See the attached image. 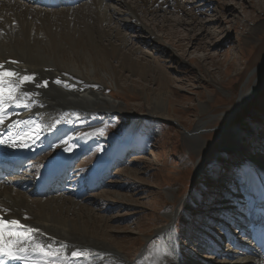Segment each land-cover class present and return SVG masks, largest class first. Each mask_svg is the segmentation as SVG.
<instances>
[{"label":"rangeland","instance_id":"374dc122","mask_svg":"<svg viewBox=\"0 0 264 264\" xmlns=\"http://www.w3.org/2000/svg\"><path fill=\"white\" fill-rule=\"evenodd\" d=\"M184 1L188 3L184 8L191 12L185 16L189 20L220 21L200 29L198 23L189 28L167 25L166 18L184 16L178 8ZM78 6L64 7L73 12ZM100 6H109L107 12L113 13L109 31L115 35L111 37L115 46H120L118 32H122L126 36L122 51L140 63L160 66L167 76L165 85L160 75L152 76L157 78L154 80L128 68H119L120 89L104 69L90 75L95 81L106 78L101 90L120 103L119 109L93 111L89 117L66 113L65 118L79 117L76 124L71 125L68 119L63 126L52 124L57 134L66 126L71 128L66 138L48 143L24 160L7 186L15 181L34 202H51L66 209L70 204L88 205L91 219L79 212V207L77 213L71 209L67 214L74 218L83 215L96 237L108 241L122 253L119 256L128 259L123 264H234L248 251L261 249L253 236L264 232V198L256 193L254 184L260 181L264 185V0H166L156 17L137 5L139 17L161 35L158 40L149 28L138 26L140 20L122 1L101 0ZM257 24L261 30L253 38L250 29ZM56 25L63 28L61 21ZM170 36L175 43L170 42ZM182 44L188 51L184 56ZM110 61L118 65L120 60L112 61L111 56ZM80 64L85 67L84 62ZM245 90L248 101L233 115ZM156 91L165 93L166 115L152 110L155 105L150 95ZM88 120L92 126L85 125ZM186 131L192 132L187 135ZM86 132L91 133V141L81 143H91L90 149L73 156L61 185L38 194L48 162L70 158L74 146H81L71 141ZM135 140L143 142L141 149L136 148ZM120 144L128 145L125 152ZM116 145L120 146L117 150ZM107 160L111 165L104 179L90 186L93 168L104 166ZM167 226L175 238L172 250L158 248L166 238L163 229ZM99 227L107 235H102Z\"/></svg>","mask_w":264,"mask_h":264},{"label":"bare ground","instance_id":"6f19581e","mask_svg":"<svg viewBox=\"0 0 264 264\" xmlns=\"http://www.w3.org/2000/svg\"><path fill=\"white\" fill-rule=\"evenodd\" d=\"M120 1L137 16L136 19L140 20L139 27H143L145 30L149 28V33L153 34L157 40L161 37V35L154 33L155 29L150 28L139 17L136 6L147 8L150 14H154V17H156L155 15L161 10V5L165 4L166 0H154L152 4H148V0H141V3L137 2V4L135 2L136 5L132 3L133 1ZM25 2L26 0H0V65H3L4 69L8 71L18 73L19 77L25 75L34 77L32 81H25L19 85V92L14 93L16 96L15 102L8 101L7 93H5V102L0 106L4 117V122L0 123V138H6L5 147L12 149L8 153H13L8 161L0 164V170L6 173H12L20 166V162L17 165L15 164L16 160L21 159L22 162L45 148L48 143L65 139V135L53 132L54 128L52 127V124L63 126L65 121L62 118L63 114L79 112L80 117H89L92 115L90 112L93 111L103 113L102 111L119 109L120 103L101 90V85L106 86V78H97V81H99L97 82L90 77V75H97L100 69H104L109 79L115 82L117 89L122 88L119 83V75H121L119 68L120 70L128 68L129 72L139 73L143 77L151 75L154 80L157 79L155 78L156 75H160V82L164 85L167 79L165 70L160 66L140 63L125 51H122L121 48H123L124 40H126V36L122 32H118L120 46H115L111 41V37H115V35L112 36L109 31L111 30L109 15L113 13H110V10L108 11L110 14L107 12L109 6L104 8L100 6L101 0H90L91 4H88V1L85 0H76L75 4L78 3L79 6L73 12L66 10L64 7L67 4L72 6L71 3L56 2V0H33L31 5H27ZM179 5L178 8L183 10L184 16L175 17L173 15L175 18L172 16L166 18L169 21L167 25L176 23L189 28L193 23H198L199 27L197 29H200L201 27L207 28L210 22L220 21L217 18L201 21L190 18V21L188 17L191 12L184 8V6H188V3L185 2V4ZM50 6L60 7L59 9H53L49 8ZM57 21H61L62 29L57 27ZM196 26L197 24L193 27ZM182 30L186 31L188 29L183 28ZM260 30L261 25L259 24L250 29L253 38L258 37ZM176 32L179 31L176 30ZM162 37L164 38L163 35ZM178 39H184V37L179 36ZM169 40L175 43L173 36H170ZM184 46L185 44H182L180 48L183 56L188 54ZM188 50H190V47ZM91 52L95 54V58L91 57ZM111 56L112 61L119 58L118 65L110 61ZM168 57L170 60L174 59L171 55H168ZM77 60H82L80 62H84L85 67H82ZM155 60H159V58ZM150 72L153 74H149ZM7 79H11L15 85L18 77ZM57 80L61 83L57 84ZM45 81L48 82L47 86H44ZM262 81L264 84V79ZM94 84L99 86L98 90L92 88ZM5 87H7V84ZM256 89L257 86L254 90L256 91ZM247 91H243L239 97L233 108V115L248 101ZM156 92L150 95L155 105V108L152 105V110L154 113L160 112L162 115H166L164 108L167 107L168 103L165 93ZM200 107L205 108L206 106L200 105ZM76 119H79V117ZM76 119L73 118L74 123L77 122ZM34 122L41 123V131L44 132V135L35 143L24 142L23 140L30 136L23 129ZM74 123L72 122L71 125H74ZM85 125L90 126V123L88 122ZM62 130L68 134L71 128L69 131ZM91 138V133L86 132L82 137H77L71 142H89ZM24 144H27V146H23ZM90 145L91 143L81 146L76 145L79 148L74 146V152L70 158L66 160L55 158V160L48 162L47 167L49 168L41 178V186L46 183L54 186L58 185L59 180L57 177L65 175L73 156L81 153L83 149L89 150ZM125 147H122V151ZM117 149L118 145L115 146V150ZM99 166L102 167L99 168ZM50 167L52 168L50 169ZM109 168V160L106 161L104 166L103 164L95 166L92 170L90 185L93 186L94 183H98V179H103ZM7 179L0 185V214L18 220L34 231L31 234V240L22 241L21 244L16 246L21 249L16 252L17 258L2 254L0 255V264H123L128 260L125 261L122 258L123 256H119L118 250L108 241L96 237L97 234L92 231V227L86 222L87 220H84L83 215L80 214V216L74 218L67 214L72 211L71 209H74L72 212L75 213L77 211L75 209L79 207V212L83 211L86 218L91 219V210L88 205H85V203L70 204L66 209V206L52 204L51 202H34V199L30 200L27 197L29 192H25L26 189L23 190L15 186V181H13V185L7 186L11 178L8 177ZM254 184L257 193L264 197L262 183L254 181ZM253 211H257V209L254 208ZM101 230L102 235H107ZM163 231L166 238L163 239L158 248L174 249L175 238L172 236L170 227H165ZM253 237L254 240H258L261 249L254 250L252 253L248 251L247 256L240 258L234 264H264V232H258ZM98 253H104L105 255L101 254L99 256Z\"/></svg>","mask_w":264,"mask_h":264},{"label":"snow or ice","instance_id":"6c2138e0","mask_svg":"<svg viewBox=\"0 0 264 264\" xmlns=\"http://www.w3.org/2000/svg\"><path fill=\"white\" fill-rule=\"evenodd\" d=\"M12 77H18L17 83L15 85L12 83L11 79L6 80V78ZM33 79V76L27 75L19 77L18 73L8 71L4 69L3 65H0V106H2L5 102V93H7L8 101L15 102L16 96L14 95V93L19 90V85L24 83L25 81H32ZM47 83L48 82L45 81L44 86H47ZM56 83L59 84L61 83V81L57 80ZM6 84L7 87H5ZM3 122L4 117L2 114V109H0V123ZM23 146H27V144H24ZM33 231V229L27 228L18 220H8L3 216H0V254L8 255L12 258H17L16 252L21 249H18L16 246L21 244L22 241L31 240V233Z\"/></svg>","mask_w":264,"mask_h":264},{"label":"water","instance_id":"95a60500","mask_svg":"<svg viewBox=\"0 0 264 264\" xmlns=\"http://www.w3.org/2000/svg\"><path fill=\"white\" fill-rule=\"evenodd\" d=\"M192 131H193V130H192ZM192 131H190V132H187V131H186V132H184V133L187 134V135H190Z\"/></svg>","mask_w":264,"mask_h":264}]
</instances>
